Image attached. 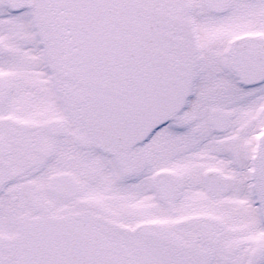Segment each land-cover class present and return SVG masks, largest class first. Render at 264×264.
<instances>
[{"label": "snow or ice", "instance_id": "obj_1", "mask_svg": "<svg viewBox=\"0 0 264 264\" xmlns=\"http://www.w3.org/2000/svg\"><path fill=\"white\" fill-rule=\"evenodd\" d=\"M0 264H264V0H0Z\"/></svg>", "mask_w": 264, "mask_h": 264}]
</instances>
